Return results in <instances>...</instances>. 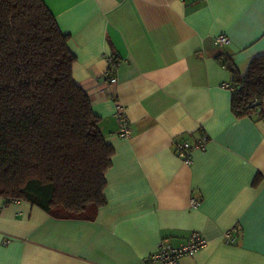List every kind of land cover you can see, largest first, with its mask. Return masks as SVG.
<instances>
[{
	"label": "crops",
	"instance_id": "obj_1",
	"mask_svg": "<svg viewBox=\"0 0 264 264\" xmlns=\"http://www.w3.org/2000/svg\"><path fill=\"white\" fill-rule=\"evenodd\" d=\"M43 1L114 148L106 203L87 220L0 196V264H157L147 257L160 240L180 246L192 232L206 244L179 264H264V116L232 112L219 58L244 72L264 52V0ZM219 34L229 42L216 44ZM202 135L191 163L176 155L178 140Z\"/></svg>",
	"mask_w": 264,
	"mask_h": 264
},
{
	"label": "trees",
	"instance_id": "obj_2",
	"mask_svg": "<svg viewBox=\"0 0 264 264\" xmlns=\"http://www.w3.org/2000/svg\"><path fill=\"white\" fill-rule=\"evenodd\" d=\"M43 0H0V196L51 216L94 220L114 148L72 76L76 56ZM231 72V109L264 116V52Z\"/></svg>",
	"mask_w": 264,
	"mask_h": 264
},
{
	"label": "built area",
	"instance_id": "obj_3",
	"mask_svg": "<svg viewBox=\"0 0 264 264\" xmlns=\"http://www.w3.org/2000/svg\"><path fill=\"white\" fill-rule=\"evenodd\" d=\"M229 42V38L224 34H219L215 37V43L218 45H225ZM115 59L112 57L108 58V68L111 72H113L115 68ZM106 77L109 82L113 83L116 81L115 75L106 71ZM226 86L230 87L229 84ZM231 88V87H230ZM121 107L118 106L117 111V121L119 124V135L126 137L130 134V129L128 126V120L125 115L121 112ZM208 137L206 135H202L195 143H191L189 140L180 139L175 143V153L178 157H180L185 163L192 162L191 152L194 147H203ZM196 199H192V205L197 204ZM239 229L238 225H234L230 229L224 232V238L228 242L233 241V237L231 233L237 231ZM206 244V239L198 232H192L189 236L188 240L180 245L173 246L170 242L166 240H160L157 249L148 255L147 260L156 262L157 264H179V258L185 254H194L200 248H202Z\"/></svg>",
	"mask_w": 264,
	"mask_h": 264
}]
</instances>
